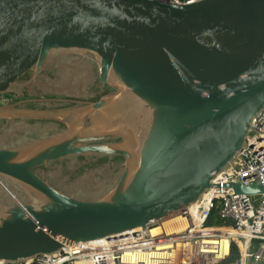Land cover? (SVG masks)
<instances>
[{"label": "water", "instance_id": "obj_1", "mask_svg": "<svg viewBox=\"0 0 264 264\" xmlns=\"http://www.w3.org/2000/svg\"><path fill=\"white\" fill-rule=\"evenodd\" d=\"M68 57L94 65L110 92L30 115L64 128L0 148L5 264L144 228L200 200L264 111V0H0V95ZM89 156L122 160L99 198L62 192L36 172ZM229 187L264 195L258 183Z\"/></svg>", "mask_w": 264, "mask_h": 264}, {"label": "built area", "instance_id": "obj_2", "mask_svg": "<svg viewBox=\"0 0 264 264\" xmlns=\"http://www.w3.org/2000/svg\"><path fill=\"white\" fill-rule=\"evenodd\" d=\"M156 1L181 6L199 0ZM251 127L233 166L213 175L194 211H180L181 228L169 233L156 220L14 264H264V195L237 194L229 187L264 185V111L252 119Z\"/></svg>", "mask_w": 264, "mask_h": 264}, {"label": "rangeland", "instance_id": "obj_3", "mask_svg": "<svg viewBox=\"0 0 264 264\" xmlns=\"http://www.w3.org/2000/svg\"><path fill=\"white\" fill-rule=\"evenodd\" d=\"M68 66L72 67L71 71L67 69ZM36 78L38 82L34 81V85L27 80L26 91H22L17 97L38 99L28 106L34 116L48 115L53 111L76 110L110 92L108 88L99 85L94 65L75 57L49 63ZM7 106V103H3L0 107V148L26 143L42 138L47 132L61 129L55 123L27 121L35 119L28 118L22 111L15 113L16 115L10 114ZM22 110L25 111V108ZM17 116L20 119H15ZM121 167L122 160L115 157H71L41 167L36 172L62 192L81 198H99L113 188ZM13 192L19 201L27 202L21 192L16 189ZM0 196L5 198L1 194Z\"/></svg>", "mask_w": 264, "mask_h": 264}, {"label": "flooded vegetation", "instance_id": "obj_4", "mask_svg": "<svg viewBox=\"0 0 264 264\" xmlns=\"http://www.w3.org/2000/svg\"><path fill=\"white\" fill-rule=\"evenodd\" d=\"M83 62H85V61H83ZM87 62V61H86ZM67 69H69L70 71L72 70V67L70 66H68V68ZM75 71V70H74ZM29 74V75H28ZM37 76H34L33 75V73H27L24 77H22V79H20L18 82L20 83V86H17V87H15V92H10V93H8V94H4V95H0V101L2 102V103H7V104H9V105H12V104H14V103H20V107H25V108H27L28 106H30V105H32V102L33 101H37L38 99H25V98H18L17 99V97H19L20 95H21V93H22V91H26V89H27V87L25 86V82L28 80V81H31V85H34V81L35 82H38V78H36ZM34 79H37V80H34ZM100 85V84H99ZM101 86V85H100ZM102 87V86H101ZM103 88H106V87H103ZM12 96V97H11ZM6 97V98H5ZM0 107H2V104L0 103ZM15 119H20V118H15ZM27 121H36V120H27ZM37 121H39V122H49V123H55V124H58V125H60L61 126V129H62V124L60 123V122H57V121H53V120H37ZM60 129V130H61ZM60 130H58V131H60ZM58 131H56V132H58ZM56 132H47V135H50V134H52V133H56ZM44 136H46V135H44ZM120 159V158H119ZM41 168V167H40ZM39 168H37L36 169V171L38 170Z\"/></svg>", "mask_w": 264, "mask_h": 264}, {"label": "bare ground", "instance_id": "obj_5", "mask_svg": "<svg viewBox=\"0 0 264 264\" xmlns=\"http://www.w3.org/2000/svg\"><path fill=\"white\" fill-rule=\"evenodd\" d=\"M197 204H198V202H195L193 204H189L187 206V208H190L192 211H194L195 206ZM180 215H181V212L179 211L177 213L171 214L170 216H168V217H166L164 219H161L162 222H164V227H165V229H166L167 232L170 233L172 230H174L173 227H175V228H181L182 220L180 219ZM182 225H184V223ZM77 264H86V263H77Z\"/></svg>", "mask_w": 264, "mask_h": 264}, {"label": "crops", "instance_id": "obj_6", "mask_svg": "<svg viewBox=\"0 0 264 264\" xmlns=\"http://www.w3.org/2000/svg\"><path fill=\"white\" fill-rule=\"evenodd\" d=\"M20 105V103L18 102V103H14V104H12V105H9L8 104V110H7V112H9L10 114H13V115H16L15 113H18V112H20V111H22V112H24V114L28 117V118H30V115H32V111H30L29 109H28V107L27 108H25V107H20L19 106ZM13 106H15L14 108H13ZM18 108V109H17ZM22 108H25V111L24 110H22ZM19 115V114H18ZM18 118H20L19 116H17ZM31 119V118H30Z\"/></svg>", "mask_w": 264, "mask_h": 264}]
</instances>
